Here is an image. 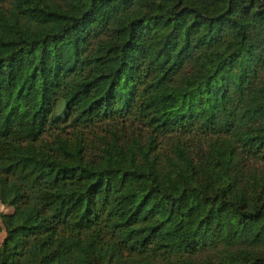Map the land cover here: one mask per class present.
Segmentation results:
<instances>
[{"label":"trees","instance_id":"16d2710c","mask_svg":"<svg viewBox=\"0 0 264 264\" xmlns=\"http://www.w3.org/2000/svg\"><path fill=\"white\" fill-rule=\"evenodd\" d=\"M7 2L0 264H264V0Z\"/></svg>","mask_w":264,"mask_h":264},{"label":"rangeland","instance_id":"374dc122","mask_svg":"<svg viewBox=\"0 0 264 264\" xmlns=\"http://www.w3.org/2000/svg\"><path fill=\"white\" fill-rule=\"evenodd\" d=\"M8 2L7 0H0V7L1 6H7ZM58 109H56L55 111H57ZM59 111V110H58ZM61 112V111H59ZM120 119L119 123H116V126H118L119 128H124V130L128 133H134V134H138L141 133L143 136H147L148 134V127H146L143 124L138 123L137 121L132 122L129 118L128 119H124L121 120V118H118V120ZM65 121L60 120V124L61 126L63 124H66V131H71L72 130V126L69 125L68 123H64ZM115 121L112 120H108V119H104L101 121H97L94 124H92L86 131V135L87 137L91 138V139H95V141H99L100 140V136L107 134L108 133V129L110 127H112L114 125ZM123 122V123H121ZM61 130V128H57V126L52 125V127H50L48 129V131H46V133L44 134L45 137L47 138H52V133L55 131ZM163 141H165L166 139H163ZM15 210V207L13 205H11L10 203H6L1 199L0 196V245L2 244L4 238L7 235V230H6V226L4 224L2 215L3 214H10ZM209 251V250H208ZM212 251V250H210ZM209 251V252H210Z\"/></svg>","mask_w":264,"mask_h":264}]
</instances>
